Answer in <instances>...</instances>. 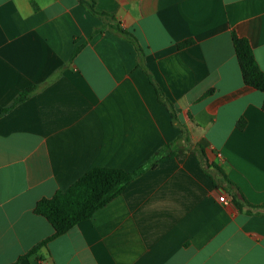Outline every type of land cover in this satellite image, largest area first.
I'll list each match as a JSON object with an SVG mask.
<instances>
[{
	"label": "crops",
	"instance_id": "obj_1",
	"mask_svg": "<svg viewBox=\"0 0 264 264\" xmlns=\"http://www.w3.org/2000/svg\"><path fill=\"white\" fill-rule=\"evenodd\" d=\"M92 1L143 66L77 0H0V110L39 87L0 117V264H264V94L244 85L231 41L246 39L264 72V0ZM175 140L210 151L247 205L221 203L185 151L48 240L40 199L94 168L133 172Z\"/></svg>",
	"mask_w": 264,
	"mask_h": 264
},
{
	"label": "trees",
	"instance_id": "obj_2",
	"mask_svg": "<svg viewBox=\"0 0 264 264\" xmlns=\"http://www.w3.org/2000/svg\"><path fill=\"white\" fill-rule=\"evenodd\" d=\"M77 1L91 15L103 20L107 28L133 43L140 56V66H143L141 65L143 53L134 36L122 30L116 24V19L113 16L97 12L92 0ZM231 41L244 85L264 94V72L259 68L248 41L236 36L233 32H231ZM191 45H193V41L186 40L178 43L176 46L181 50ZM74 53H76V51ZM150 82L154 86L158 102L165 106L170 117L175 119L176 110L174 106L165 98L162 91L151 79ZM38 88V86H32L20 93L8 107L0 110V117L9 112L15 105L26 100ZM212 92V90H209L204 96H208L212 94ZM261 109L264 112V100ZM244 125L242 119L238 120L236 123V127L239 130L243 129ZM179 127L181 132L178 140L183 139L187 142L186 128L181 125ZM178 140L158 149L142 166L133 172L111 168H94L85 173L65 191H57L50 198L40 199L35 205L34 213L43 217L52 226L54 232L48 240L62 236L76 224L90 219L96 211L120 195L135 174L147 168H154L160 162L185 151L190 152L198 158L200 165L203 166V172L211 179L213 185H222V189L229 195V199L236 204L238 208L247 205L239 201V199H242V197L240 198L241 194L227 179L224 170L217 164L209 161L210 151H207V149L201 145H196L193 148H179L177 147Z\"/></svg>",
	"mask_w": 264,
	"mask_h": 264
},
{
	"label": "built area",
	"instance_id": "obj_3",
	"mask_svg": "<svg viewBox=\"0 0 264 264\" xmlns=\"http://www.w3.org/2000/svg\"><path fill=\"white\" fill-rule=\"evenodd\" d=\"M218 200L225 205H228L231 202V200L224 194L220 196Z\"/></svg>",
	"mask_w": 264,
	"mask_h": 264
}]
</instances>
